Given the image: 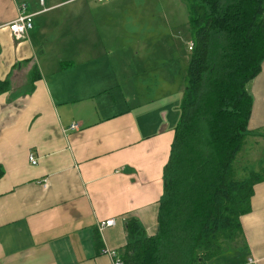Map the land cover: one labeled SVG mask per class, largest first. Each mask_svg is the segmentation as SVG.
I'll list each match as a JSON object with an SVG mask.
<instances>
[{"label": "crops", "instance_id": "obj_1", "mask_svg": "<svg viewBox=\"0 0 264 264\" xmlns=\"http://www.w3.org/2000/svg\"><path fill=\"white\" fill-rule=\"evenodd\" d=\"M21 2L32 28L15 41L7 25ZM109 5L0 0V80L10 86L0 95V264H113L110 253L122 260L128 220L147 236L157 232L181 93L140 99L137 78L124 81L123 66L140 70L145 37L130 8L118 5L123 33L110 39ZM131 23L133 37L124 32ZM248 90L249 131L264 138V62ZM250 205L240 217L242 242L226 253L234 264H264V182ZM106 220L114 225L98 231Z\"/></svg>", "mask_w": 264, "mask_h": 264}, {"label": "trees", "instance_id": "obj_2", "mask_svg": "<svg viewBox=\"0 0 264 264\" xmlns=\"http://www.w3.org/2000/svg\"><path fill=\"white\" fill-rule=\"evenodd\" d=\"M186 4L192 48L164 167L157 232L147 236L135 219L128 220L124 264L213 263L242 242L240 217L251 210L254 186L264 182V158L240 167L250 140L263 137L249 131L248 85L264 62V0ZM37 77L34 71L32 82ZM9 87L0 80V95Z\"/></svg>", "mask_w": 264, "mask_h": 264}, {"label": "rangeland", "instance_id": "obj_3", "mask_svg": "<svg viewBox=\"0 0 264 264\" xmlns=\"http://www.w3.org/2000/svg\"><path fill=\"white\" fill-rule=\"evenodd\" d=\"M101 2H110L107 10L110 11L111 22L115 24L108 30L110 39H114V34L122 32L117 28L118 22H121L118 5L130 8L132 21H139L138 25L141 29L138 34L145 37L143 40L146 44L140 46V53L144 55L143 59L135 61L140 70L133 71L132 61L129 62L130 69L126 66L121 68L127 74L124 81L137 78L139 91L134 90L137 96L140 99L144 96L148 98L155 95L154 91L160 90L173 97L181 93L189 54L187 43L191 40L186 0H105ZM114 5L117 6L115 10ZM134 31H138L134 29V23H131V27L128 26L127 30L124 29L126 35L132 37ZM100 36H105L102 29ZM131 71L134 72V76L131 75ZM263 151L264 138L251 139L249 147L243 153L240 167L247 163L257 166L259 159L264 158ZM238 251L240 253L235 252V256L243 254V248ZM227 255L219 257L213 264H234V261L227 259Z\"/></svg>", "mask_w": 264, "mask_h": 264}, {"label": "built area", "instance_id": "obj_4", "mask_svg": "<svg viewBox=\"0 0 264 264\" xmlns=\"http://www.w3.org/2000/svg\"><path fill=\"white\" fill-rule=\"evenodd\" d=\"M98 1L101 2L105 0H98ZM32 17L33 15L28 12L27 4L25 2L19 3L18 4V14H17L16 19L7 25V28L12 38L15 41H23L27 39L28 32L32 28ZM188 47L190 50L192 48V45L189 44ZM76 129H77L76 124L71 125L70 130L74 131ZM29 162L32 165H35L37 163L36 160L32 156H29ZM113 225H114V220H106L105 222H101L98 225V231L102 232L104 228L111 227ZM109 256L112 258L113 264H124L123 261L120 258H118L115 253H110Z\"/></svg>", "mask_w": 264, "mask_h": 264}]
</instances>
